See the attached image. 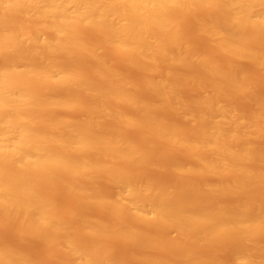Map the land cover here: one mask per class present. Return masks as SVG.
Returning <instances> with one entry per match:
<instances>
[{"label": "bare ground", "instance_id": "obj_1", "mask_svg": "<svg viewBox=\"0 0 264 264\" xmlns=\"http://www.w3.org/2000/svg\"><path fill=\"white\" fill-rule=\"evenodd\" d=\"M0 264H264V0H0Z\"/></svg>", "mask_w": 264, "mask_h": 264}]
</instances>
